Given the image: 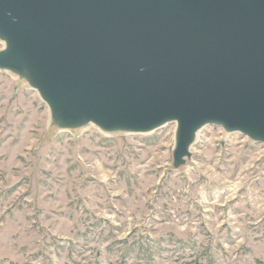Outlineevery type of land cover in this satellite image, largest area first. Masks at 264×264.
Wrapping results in <instances>:
<instances>
[{"label":"rangeland","instance_id":"rangeland-1","mask_svg":"<svg viewBox=\"0 0 264 264\" xmlns=\"http://www.w3.org/2000/svg\"><path fill=\"white\" fill-rule=\"evenodd\" d=\"M200 136L62 130L0 70V264H264V143Z\"/></svg>","mask_w":264,"mask_h":264},{"label":"water","instance_id":"water-1","mask_svg":"<svg viewBox=\"0 0 264 264\" xmlns=\"http://www.w3.org/2000/svg\"><path fill=\"white\" fill-rule=\"evenodd\" d=\"M0 69L23 75L63 128L177 124L264 143V0H0Z\"/></svg>","mask_w":264,"mask_h":264},{"label":"bare ground","instance_id":"bare-ground-1","mask_svg":"<svg viewBox=\"0 0 264 264\" xmlns=\"http://www.w3.org/2000/svg\"><path fill=\"white\" fill-rule=\"evenodd\" d=\"M2 43L4 44V46H5V48L7 47V43L5 42V41H2ZM1 70V69H0ZM7 71H10V70H7ZM10 72H12V71H10ZM13 73H15V72H13ZM16 75H18L19 77H21L22 79H25L28 83H29V85L34 89V90H36L39 94H40V92L36 89V88H34L32 85H31V83L27 80V78L25 77V76H23V75H20V74H18V73H15ZM40 96H41V94H40ZM41 98H42V100L45 102V104H47V102L44 100V98L41 96ZM47 106H48V104H47ZM49 107V106H48ZM50 109V108H49ZM50 117H51V121H53V123H54V125H56V126H58L60 129H62V130H78V129H83V128H86V127H88L89 125H94V126H96L97 128H99L100 130H102L104 133H107V134H112V133H117V132H125V133H138V132H129V131H122V130H116V131H105V130H103V129H101L99 126H97L96 124H94V123H92V122H89V123H85V124H82V125H79V126H76V127H74V128H63V127H60L59 125H57L55 122H54V117H53V115H52V113H51V110H50ZM166 125H164L163 127H165ZM204 128V127H203ZM154 131H156V130H152V131H148V132H142V133H140V134H149V133H152V132H154ZM201 131H202V128L201 129H199L198 131H197V133H196V136H195V138H194V141H193V143H192V145H191V147H190V151H191V148L194 146V144H196V143H198L199 142V140H200V133H201ZM227 131H229V130H227ZM229 132H232V131H229ZM190 154H191V152H190ZM186 159V158H185ZM184 159V160H185Z\"/></svg>","mask_w":264,"mask_h":264}]
</instances>
